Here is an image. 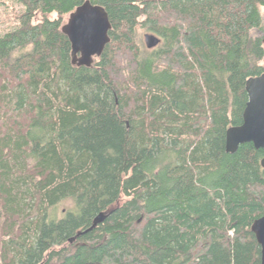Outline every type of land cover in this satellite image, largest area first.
<instances>
[{
	"label": "trees",
	"instance_id": "trees-1",
	"mask_svg": "<svg viewBox=\"0 0 264 264\" xmlns=\"http://www.w3.org/2000/svg\"><path fill=\"white\" fill-rule=\"evenodd\" d=\"M6 1L0 264H260L264 149L224 145L264 73V0H89L111 25L91 68L61 32L86 0Z\"/></svg>",
	"mask_w": 264,
	"mask_h": 264
},
{
	"label": "water",
	"instance_id": "water-1",
	"mask_svg": "<svg viewBox=\"0 0 264 264\" xmlns=\"http://www.w3.org/2000/svg\"><path fill=\"white\" fill-rule=\"evenodd\" d=\"M111 25L105 9L84 1L68 16L61 32L67 37L71 48V63L78 67L91 68L94 60L103 53L109 43ZM161 40L155 34H145L144 46L147 50L155 49ZM247 102L242 113V123L229 127L225 132V151L234 154L240 145L252 144L253 147L264 149V73L250 77L245 82ZM264 170V157L260 161ZM106 217L100 213L91 226L78 232L75 238L94 229ZM251 232L260 247V264H264V216L257 218L251 225ZM74 238L71 240L73 241Z\"/></svg>",
	"mask_w": 264,
	"mask_h": 264
},
{
	"label": "rangeland",
	"instance_id": "rangeland-1",
	"mask_svg": "<svg viewBox=\"0 0 264 264\" xmlns=\"http://www.w3.org/2000/svg\"><path fill=\"white\" fill-rule=\"evenodd\" d=\"M0 36H2L7 31H10L13 29V24L15 23V15L21 11V7L18 5H11L6 0H0ZM68 17L65 19L63 24H66ZM153 34L152 32H148L144 29L138 30V36L140 38L141 44L143 45V48L147 50L144 46V36L145 34ZM264 64V62H263ZM72 208V205L70 202H63L58 205L56 208V215L58 218L61 217V215L64 213V211H67Z\"/></svg>",
	"mask_w": 264,
	"mask_h": 264
},
{
	"label": "bare ground",
	"instance_id": "bare-ground-1",
	"mask_svg": "<svg viewBox=\"0 0 264 264\" xmlns=\"http://www.w3.org/2000/svg\"><path fill=\"white\" fill-rule=\"evenodd\" d=\"M225 146V145H224Z\"/></svg>",
	"mask_w": 264,
	"mask_h": 264
}]
</instances>
